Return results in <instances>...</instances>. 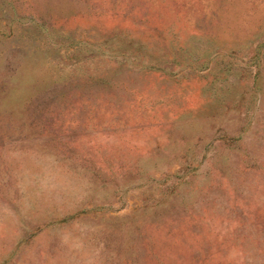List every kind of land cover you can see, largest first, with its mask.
Listing matches in <instances>:
<instances>
[{"label": "rangeland", "instance_id": "obj_1", "mask_svg": "<svg viewBox=\"0 0 264 264\" xmlns=\"http://www.w3.org/2000/svg\"><path fill=\"white\" fill-rule=\"evenodd\" d=\"M0 264H264V0H0Z\"/></svg>", "mask_w": 264, "mask_h": 264}]
</instances>
